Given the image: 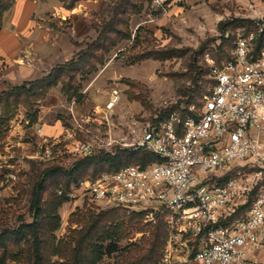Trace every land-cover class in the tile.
Returning <instances> with one entry per match:
<instances>
[{"label": "rangeland", "instance_id": "374dc122", "mask_svg": "<svg viewBox=\"0 0 264 264\" xmlns=\"http://www.w3.org/2000/svg\"><path fill=\"white\" fill-rule=\"evenodd\" d=\"M1 31L12 36L18 48L0 57V93L47 77L88 51L94 50L95 57L89 60L90 68L75 74L82 103L69 100L59 83L35 104L34 124L26 123L28 113L21 106L0 137V234L33 221L35 184L46 170L69 171L85 158L73 151L77 144L94 139L101 143L111 135L128 146L117 144L99 152L133 150L145 128L163 112L200 109L212 86L210 61L231 55L238 36L264 34V0H84L71 10L60 0H13ZM100 37L103 41L96 46ZM110 102H115L111 108ZM37 128L56 143L54 159L34 158ZM51 191L44 192V200ZM110 210L64 202L58 210L60 224L53 232L56 244L83 229L80 216ZM119 211L126 216L138 213ZM147 216L124 238L105 242L106 252L109 245L117 251L106 253L99 264L129 263L124 250L144 246L159 214ZM163 217L169 238V224ZM59 261L63 262L52 259V263Z\"/></svg>", "mask_w": 264, "mask_h": 264}, {"label": "built area", "instance_id": "2783aa9c", "mask_svg": "<svg viewBox=\"0 0 264 264\" xmlns=\"http://www.w3.org/2000/svg\"><path fill=\"white\" fill-rule=\"evenodd\" d=\"M259 36H238L229 60L210 61L212 86L200 109L186 117L171 111L145 128L133 150H145L160 162L83 178L60 187L57 195L78 207L166 215L170 235L162 264H264V42L256 53ZM36 135L34 158L54 159L56 143L41 128ZM117 144L128 146L109 135L101 143H79L73 151L87 157Z\"/></svg>", "mask_w": 264, "mask_h": 264}, {"label": "trees", "instance_id": "16d2710c", "mask_svg": "<svg viewBox=\"0 0 264 264\" xmlns=\"http://www.w3.org/2000/svg\"><path fill=\"white\" fill-rule=\"evenodd\" d=\"M60 1L67 9L71 10L77 3L84 0ZM12 5L13 0H0V31L3 28L5 14L12 8ZM251 24L247 25L249 31L254 26ZM102 39L103 37H100L96 46L103 41ZM263 42L264 34H261L256 40V53ZM94 57V50L88 51L78 61L70 63L67 67L52 70L47 77L27 81L1 92L0 137L10 125L12 116L21 106L27 110V118L30 123L34 124L38 118L37 112L34 110L35 104L59 83L62 84L63 92L69 100L75 99L82 103L83 95L80 93V86L75 81V74L78 71H83L84 67L90 68L92 63L89 60ZM230 58L231 55L223 61H217V64L220 65ZM73 73L74 75H72ZM193 96H190L189 104ZM171 111H177L182 117L192 115L188 109L176 108ZM171 111H165L159 117H163ZM155 162H160V159L145 150L121 149L115 153L99 152L87 156L77 161L69 171H64L60 167L46 170L43 178L35 184L33 189L31 201L33 221L20 225L17 230H4L0 234V264H10L13 261L16 264H99L106 253L111 255L117 251L115 246L109 245L106 252L104 243L120 240L126 236L127 231L138 228L146 213H132L126 216L119 211L121 209H113L98 215L84 214L79 219V222L84 224L83 229L74 232L68 240L56 244L53 232L60 224L58 210L65 200L59 197L55 190L60 187L69 188L83 178H95L102 173L116 172L123 167L132 165L145 168ZM88 170H91L89 174ZM48 189H52V191L44 200V192ZM249 206L247 205L239 212L238 217L244 215ZM163 216L164 214L157 216L155 229L143 247L133 246L134 248L124 250L131 258L127 264H159L162 250L168 241L167 225L164 223ZM54 257H58L63 262L52 263Z\"/></svg>", "mask_w": 264, "mask_h": 264}, {"label": "crops", "instance_id": "0c3cea01", "mask_svg": "<svg viewBox=\"0 0 264 264\" xmlns=\"http://www.w3.org/2000/svg\"><path fill=\"white\" fill-rule=\"evenodd\" d=\"M12 36H9L6 32H0V57L3 53L8 52L9 49H16L18 48L17 43H13ZM15 44V47H13ZM15 52V51H14ZM10 55L13 54V52H8ZM7 90V89H6Z\"/></svg>", "mask_w": 264, "mask_h": 264}, {"label": "bare ground", "instance_id": "6f19581e", "mask_svg": "<svg viewBox=\"0 0 264 264\" xmlns=\"http://www.w3.org/2000/svg\"><path fill=\"white\" fill-rule=\"evenodd\" d=\"M110 103H111V102H110ZM114 103H115V102H112V103L110 104L109 107H110V108L113 107V106H114Z\"/></svg>", "mask_w": 264, "mask_h": 264}]
</instances>
